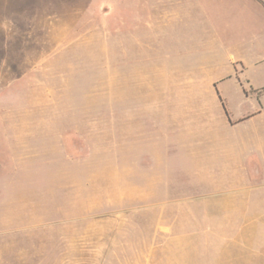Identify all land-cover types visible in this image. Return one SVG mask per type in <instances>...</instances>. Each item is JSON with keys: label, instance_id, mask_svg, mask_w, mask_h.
Segmentation results:
<instances>
[{"label": "rangeland", "instance_id": "obj_1", "mask_svg": "<svg viewBox=\"0 0 264 264\" xmlns=\"http://www.w3.org/2000/svg\"><path fill=\"white\" fill-rule=\"evenodd\" d=\"M262 89L264 0H0V264H264Z\"/></svg>", "mask_w": 264, "mask_h": 264}, {"label": "crops", "instance_id": "obj_2", "mask_svg": "<svg viewBox=\"0 0 264 264\" xmlns=\"http://www.w3.org/2000/svg\"><path fill=\"white\" fill-rule=\"evenodd\" d=\"M261 94H264V89H262ZM264 186H260L258 189H262ZM252 188L248 189L249 191ZM261 200H258L255 203H250L246 200H244V203L241 201L239 204L240 208L229 210L226 212H223V215L225 217H238V228H239V233H238V239L239 241L242 240H248V241H256L254 239V235L256 233L258 234L259 230H262L264 228V199L261 198ZM194 233L190 231L189 235H182L180 234L177 236L175 240V244L179 249H182L183 247H186L185 245L183 246V242L187 241V238L192 239V236ZM184 240V241H183Z\"/></svg>", "mask_w": 264, "mask_h": 264}]
</instances>
